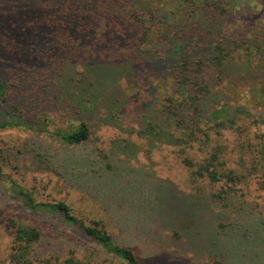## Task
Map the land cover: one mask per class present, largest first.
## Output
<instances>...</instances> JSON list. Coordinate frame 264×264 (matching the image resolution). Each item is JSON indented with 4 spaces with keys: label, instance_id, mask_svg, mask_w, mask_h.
Segmentation results:
<instances>
[{
    "label": "trees",
    "instance_id": "trees-1",
    "mask_svg": "<svg viewBox=\"0 0 264 264\" xmlns=\"http://www.w3.org/2000/svg\"><path fill=\"white\" fill-rule=\"evenodd\" d=\"M142 1L147 5L143 7ZM251 1L0 0V111H18L11 120L1 117L0 129L35 131L30 120L26 121L28 115L61 116L69 121L57 127L54 136L67 147H77L91 136L87 114L102 110L99 120L103 124L128 132L117 120L125 109L124 95L115 90L122 89L118 83L122 79L134 89L126 99L141 89H156L158 79L173 89L172 97L165 99L167 104L162 102L159 108L170 128L156 123L153 116L139 131L145 138L148 162L152 150L162 145L193 147L200 142L208 146L211 136L206 131L229 128L240 133L264 128L263 105L231 103L226 97L228 89L260 88L264 94V0H257L262 5L257 13ZM252 50L260 53V59ZM222 108L230 110L227 118L207 126L210 112ZM253 139H258L253 168L264 186V133L254 134ZM115 148L134 157L138 147L128 143ZM184 162L196 167L192 173L197 177L207 175L213 182L239 180L224 169L217 146L199 164L190 159ZM11 189L14 202L27 217L9 216L3 221L11 245L0 264H93L77 256V247L65 248L73 239L96 256L104 253L123 264H141L131 248L115 242L103 221L79 217L66 198L40 200L32 189L16 184ZM229 196L218 204L200 195L204 200L198 204L210 213V225H206L215 236L217 213L210 205L217 203L223 214L228 205L236 206ZM157 197L155 203L149 201V208L160 209L157 203H166L165 197ZM198 214H186L190 238L195 233L206 234ZM46 223L54 227V235L50 234L62 241L43 238ZM173 235L180 236L178 232ZM48 247L55 252L59 249L61 255L45 253Z\"/></svg>",
    "mask_w": 264,
    "mask_h": 264
},
{
    "label": "rangeland",
    "instance_id": "rangeland-1",
    "mask_svg": "<svg viewBox=\"0 0 264 264\" xmlns=\"http://www.w3.org/2000/svg\"><path fill=\"white\" fill-rule=\"evenodd\" d=\"M144 2L140 3L143 7L147 5ZM250 5L256 13L262 10L257 0ZM251 54L258 59L261 57L253 50ZM76 69L81 68L76 66ZM118 83L122 89L115 90L124 95L125 109L117 120L128 132L103 124L99 120L102 110L87 114L91 136L77 147H67L54 136V130L69 121L61 116L45 119L28 115L26 121L32 122L28 124L35 126V131L10 126L0 129V261L7 258L11 245V235L5 230L3 221L9 216L27 217L13 200L15 195L11 188L16 184L32 189L40 200L64 197L79 217L103 221L115 242L131 248L141 264H264V186L259 172L253 168L258 160V139L254 140L253 135L264 133V128L240 133L229 128L206 131L211 136L208 146L200 142L193 143V147L162 145L152 150L148 162L144 154L145 138L139 131L153 116L156 123L170 128L159 114V108L162 102L167 104L165 99L171 96L173 89L168 82L158 79L154 81L156 89H141L126 99L134 89L123 79ZM103 90L104 93L108 91L102 89L101 92ZM227 91L226 97L231 103H257L264 109V94L260 88ZM229 111L226 108L212 110L207 126L226 119ZM17 112L3 110L2 114L0 111V118L11 120ZM45 128L48 131L44 132ZM128 143L138 147L134 157L114 150ZM216 146L220 149L224 169H230L239 177L238 181L213 182L207 175L197 177L192 173L196 167L185 164V159L195 164L203 162ZM227 193L232 196L229 200L241 210L231 204L223 214L220 212L217 203L223 202L221 199ZM201 194L217 201L210 205L217 213V216L214 214L217 217L216 236L208 226L210 213L198 204ZM157 196L165 197L166 203H157L160 209L153 210L148 204L151 199L155 203ZM236 201L245 203L240 206ZM190 213H199V225L206 234L200 229V234L189 237L186 214ZM174 232L180 236L174 237ZM50 233L54 235V227L44 224L43 238L62 241V237ZM70 243L67 242L65 248L77 247V256L93 264H123L104 253L96 256L91 248L81 242L76 244L74 239ZM49 251L55 252L48 247L45 253ZM58 252L59 249L55 253Z\"/></svg>",
    "mask_w": 264,
    "mask_h": 264
}]
</instances>
